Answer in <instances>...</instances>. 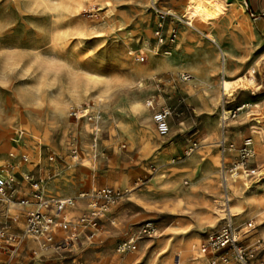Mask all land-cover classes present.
I'll list each match as a JSON object with an SVG mask.
<instances>
[{"label": "rangeland", "instance_id": "374dc122", "mask_svg": "<svg viewBox=\"0 0 264 264\" xmlns=\"http://www.w3.org/2000/svg\"><path fill=\"white\" fill-rule=\"evenodd\" d=\"M171 2L175 0H158L157 5L163 10ZM185 2L172 10L182 19L190 10L184 9ZM191 6L200 17L191 19L193 26L202 30L209 23L213 30L200 33L167 21L178 35L170 54H164L157 49L156 15L149 0H0V141L6 143L0 148V171L5 178L21 181V196H28L33 179L44 185L47 197L74 198L75 204L66 208L79 212H64L72 222L88 209L87 200L78 198L80 193L104 187L121 193L103 217L100 232L89 238L80 227L66 252L27 240L24 208L10 203V215L0 212V224L9 221L8 236L23 241L11 264H203L202 246L224 216L217 145L220 75L205 83L188 68L203 49L216 50L205 35L221 36L215 22L220 11L207 4ZM240 9L243 16L234 12L222 31L224 39L232 31L242 36L250 27V15ZM249 67L226 80L258 94L260 86L243 78L251 68L257 70ZM181 72L194 75L193 80L181 81ZM213 88L218 99L208 107L205 96L211 100ZM247 96L252 98L249 92L228 98V107L250 104ZM160 106L171 113L167 138L158 134L152 120ZM71 109L80 116L70 117ZM261 116L264 112L240 114L229 122L230 133L245 138L249 120L261 121ZM17 129L23 131L17 154L27 156L19 165L8 157L17 147L12 142ZM194 132L198 143L194 152L200 156L192 176L189 169L182 173L176 165L194 153L186 157L183 152ZM214 153L215 176L209 187L197 173L202 160ZM9 163L14 165L11 169ZM243 185L234 196L229 185V196L238 223L252 221L250 228L240 230V239L248 244L246 240L264 229V188ZM145 222L154 223L155 235L139 239L134 251L117 253L116 245ZM59 234L67 237L64 231ZM2 243L9 241L4 238ZM7 256L0 253L1 260ZM226 264L237 263L230 259ZM254 264H264V255L258 254Z\"/></svg>", "mask_w": 264, "mask_h": 264}, {"label": "built area", "instance_id": "2783aa9c", "mask_svg": "<svg viewBox=\"0 0 264 264\" xmlns=\"http://www.w3.org/2000/svg\"><path fill=\"white\" fill-rule=\"evenodd\" d=\"M151 7L156 15V23L154 28V38L157 46L164 54L170 53V47L174 45L177 38L176 28L166 26L167 21L181 22L187 27H192L189 18L182 19L170 10H162L150 1ZM167 27V28H166ZM143 62L144 57L138 58ZM181 81H188L191 75L188 73L180 74ZM242 106L234 109L221 108L219 117V128L221 137L217 142L218 150L221 157L219 166V181L222 191V211L223 222L220 228L209 235L207 243L202 246L201 252L204 258V264H226L230 259H233L237 264H254L259 254L257 245H244L240 239L241 227L250 228L252 222L238 223L235 219V214L231 210L228 182L230 180L240 179L243 175L253 176L256 174V167L253 162L255 151L250 138H245L237 146L232 141L226 140V129L228 121L238 116ZM70 117L78 118L80 116L78 110L71 109ZM171 113L166 106H161L153 112L152 120L156 125L158 134L161 137L169 135V117ZM91 120V117H89ZM23 136V131L17 129L15 131L12 142L16 145L20 142ZM196 139H191L189 144L184 149V156H189L197 148ZM233 153L234 157L230 158L229 154ZM11 159H17L15 164L19 165L22 162H27V156L22 154L17 156L14 151L8 153ZM49 159H53L49 156ZM14 165L8 164L11 169ZM14 176V175H13ZM29 178V175L26 177ZM31 192L28 197L19 198L17 202L23 206H30V209L25 215V224L23 228L24 235L33 238L38 242V247L45 248L52 246L56 249L68 247L73 240L78 237V229L90 232L89 236L93 237L98 228L100 219L109 211L121 197V193L109 187L98 189L91 193H80L78 198L87 199V211L82 214L76 222L66 219L64 209L66 206H72L74 198H52L46 197L43 193V184L39 180L29 179ZM16 192V180L14 177L3 178L0 175V201L9 203L13 201ZM154 223L145 222L140 227L137 233L129 235L124 240L116 245L117 253L134 251L137 247V241L143 237H152L155 233ZM9 225L7 222L0 224V253L5 251L9 257H12L21 240L12 235L7 234ZM59 229L67 232V237L59 241H54L53 230ZM7 238L9 243L4 245L2 240ZM35 253V252H33ZM0 264H9V261H0Z\"/></svg>", "mask_w": 264, "mask_h": 264}, {"label": "crops", "instance_id": "0c3cea01", "mask_svg": "<svg viewBox=\"0 0 264 264\" xmlns=\"http://www.w3.org/2000/svg\"><path fill=\"white\" fill-rule=\"evenodd\" d=\"M149 1H151V0H149ZM157 1L158 0H153V2H155L156 6L159 8V6L157 5ZM180 2H181V0H175V2L170 3L169 6L171 8L167 7V9H163V10H170V11L178 10ZM192 2L196 3V4H207L208 6H212L215 9L218 8V11H220V12L217 16V21L215 20V22H217V26L219 27L220 34L222 36L220 39L223 41L220 42V44L217 41L213 43L214 46L216 47V50L212 49L211 47L203 49V52H201V54L197 57L196 64L194 66H192L191 68H188V70L192 71L194 75L195 74L199 75V79L201 81L208 83V82H210L211 79H213V77L218 75V73L220 75V82H221V80L224 78H233L237 75L242 74L243 72H245L246 70H248L250 68L249 65L257 68V70L254 68L253 69L251 68V73L256 76V80H257L256 83L260 86V89L258 90V94L251 93V91H241L244 93L249 92L251 94L252 98H249V96H247V100L251 101L250 104L243 102V103L236 104L232 107H228V104H229L227 101L228 97H225L226 95L224 93H222L223 91L222 92L220 91L219 104H220V108H225V109L226 108L227 109H234L236 107L243 105V108L239 112L238 116L234 119H237L240 114H244V113L247 115V117H250V116L258 113L259 111L264 112V62H261L262 64H260V66L257 65L258 60L264 61V0H186V2L184 4V9L185 10L190 9L187 13V16H188L187 18H189L191 20L194 17L195 18L194 20L197 21L200 19V17L197 14H195V12H193L194 10L191 6ZM240 8H245L247 14L250 15V17H251L250 27L248 28V26H247L245 34L242 36L238 37L237 32L232 31L231 35H229L228 38L224 39L222 31L225 32L226 23L229 22L231 17H233V15L235 14L234 12H237L239 17L243 16L242 9H240ZM191 23H192V20H191ZM166 26L168 28L170 27L169 25H166ZM185 27H187V26H185ZM193 27L194 26L192 24V27H187V28L193 29ZM223 28H224V30H223ZM212 30L213 29H211L210 24L206 23V25L202 29V32L208 33L209 31H212ZM177 33H178V31H177ZM185 37H187V36H185ZM187 38H189V36ZM182 40L184 41V37ZM182 40L180 39V42ZM172 46L170 47V49L172 48ZM157 49H159L158 46H157ZM222 51L227 54L226 57L224 56ZM232 56H234V58L236 59L235 61L232 60V58H233ZM225 60L227 61V65H224ZM183 73H187V72L178 73V76H180V74H183ZM261 74H262V78L258 77V75H261ZM189 75H191V74H189ZM194 75H191V79L188 81L193 80ZM184 82H187V81H184ZM209 97H211V100H208V96H205V100H206V105L208 107H211V104L215 103L218 99L217 92H216L215 88H213V90L210 91ZM231 120H233V119H230L228 121V127L226 129V140H230L232 142L234 141L236 143H238V142L241 143L243 141V139L250 138L252 141V144H253L254 151H255V156L253 158V162H254V165L256 167V174L253 176H248L247 181L245 179L242 181L236 179V180H238V184H237V189L235 190V192L233 194V196H234L235 193L239 191L241 183L245 184L243 186H248L250 188H252V187L253 188H264V116H261V118H260L261 121L256 120L255 118H251L249 120L248 130H250V131H249L248 135L243 139H240V135L239 136L238 135H232L230 133L231 125L229 124V122ZM250 122H251V124H250ZM218 130L220 131L219 127H218ZM192 135H193V138H191V139H195L194 135H196V132H194ZM167 137H168V135L164 136L162 138H167ZM220 137H221V131L219 132V139H220ZM20 142H21V140H20ZM19 143L16 144L17 145L16 148L11 150V151H14L17 156L24 154L23 152H20L19 154H17L19 152V150H21L18 148ZM170 149H172V148H170ZM24 155H26V154H24ZM199 156H200V153H197V151L194 152L187 159L178 163L176 165L177 169L180 170V172H182V173H184L186 170L189 169L188 174L193 176L197 172V170H196L197 166H198L197 158ZM215 156H216V154L214 153L209 157V159H203L202 160L203 163H202L201 167L199 168V173H197V174L202 173L201 178H203V180L207 181V186H209V187H211V186H210V183H208V181L213 182L214 176H215L214 175V168L216 165L214 164V160H213L215 158ZM229 157L233 158L234 157L233 153H230ZM16 160L17 159H15L14 161L16 162ZM220 162H221V157H220ZM220 162H219V166H220ZM22 163H25V162H22ZM22 163H20V164H22ZM219 166H218V171H219ZM22 169H23V171H25L26 167H24ZM113 177H114V175H113ZM117 180H118V177H117ZM231 181H234V180H231ZM20 182H21L20 180L16 181V192H15V196H14L12 202L5 203L4 201H0V212H4L5 215H7V216L10 215L9 214L10 203H13L15 201V203L19 204L18 202H16V200H18L19 198H25L26 197V196L25 197L21 196ZM195 183H197L196 180H195ZM28 184H29V193H28V196H29V194L31 192V188H30L31 184L30 183H28ZM215 188L216 187L214 186L213 189H215ZM182 191H184V190H182ZM46 192L47 191L45 190V187L43 185V193L47 197ZM184 195H186V194H184ZM202 196L203 195H201V194L199 196L198 200H200V202L203 198ZM84 200H87V199L84 198ZM21 206L24 208V224H25V215H26V212L30 209V206H23V205H21ZM64 212L69 213V214L70 213L76 214L79 211L78 210L73 211L71 208H65ZM108 213H110V211H108L105 215H107ZM233 213L235 214V212H233ZM103 217L99 221V225L95 231V234L97 231L100 232V230H101V225L103 223ZM13 218H14V216H13ZM236 221H237V219H236ZM247 221L252 222L251 220H245L242 222H247ZM4 222H7V221H4ZM7 223L9 224L10 222L8 221ZM84 231L88 234L89 238H92L89 236L90 232L88 230H84ZM60 232H61V230H59V229L53 230L54 241H59V240L64 238V237H59ZM64 233L67 234V232H64ZM155 233H156V230H155ZM155 233H154V235H155ZM95 234H94V236H95ZM31 240L36 244V246H38V242L36 240H34L33 238H31ZM241 241L244 245H248V246H253L256 244L257 247H259V255H264V229H261L255 235H252V237L250 239L246 240V243H248V244H245V242L243 240H241ZM143 246H145V245L143 244ZM71 247H72V243L68 247H66V249L65 248L56 249L54 247L53 248L55 250H63L66 252V250L68 248L70 250ZM12 257L7 256L6 260L0 259V261H7L8 260L9 264H11ZM202 261L204 264V258L203 257H202ZM36 264H41V263H36ZM57 264H58V261H57Z\"/></svg>", "mask_w": 264, "mask_h": 264}, {"label": "bare ground", "instance_id": "6f19581e", "mask_svg": "<svg viewBox=\"0 0 264 264\" xmlns=\"http://www.w3.org/2000/svg\"><path fill=\"white\" fill-rule=\"evenodd\" d=\"M193 29L195 30V31H197V32H200V33H203L202 32V30L198 27V26H194L193 27ZM205 37L206 38H208L212 43H214V42H218L219 44H220V42H222L223 40H221L220 38H221V36H216V35H212V34H207V35H205ZM181 39V38H180ZM222 53L224 54V56L226 57L227 56V54L225 53V52H223L222 51ZM261 62H264V61H262V60H258V62H257V64L260 66V64H262ZM224 65H227V61L225 60L224 61ZM244 77L243 78H246V79H248L249 81H250V84L251 85H253L255 88L256 87H259V85L256 83V78H253L252 77V74H251V72L250 71H247L246 73H244V75H243ZM220 91L222 92V93H224L226 96L225 97H228V98H230V97H232V96H234V95H236V94H238V93H240L241 91H244V89L243 88H235V86H233V85H231V84H229V82H228V80H226V78H224V79H222L221 80V82H220ZM228 100V99H227ZM97 101V100H96ZM104 102V101H103ZM100 106H101V104H100ZM58 107V106H57ZM98 107V106H97ZM97 107H96V109H97ZM104 108V107H103ZM60 110V109H59ZM99 110V109H98ZM61 111V110H60ZM97 117H98V115H96ZM82 128H83V131H85L86 130V126L85 125H83V126H81ZM96 128H93V130H92V132H93V134L95 135L97 132H96V130H95ZM86 132V131H85ZM25 134H26V132H25ZM26 137H29V136H27L26 135ZM98 137V136H97ZM25 142V141H24ZM5 141L2 139L1 141H0V148H2L3 146H5ZM95 145V144H94ZM5 173H3V171L1 170L0 171V175L3 177V178H5V175H4ZM245 178H247L248 179V175H243L240 179H238V180H244ZM238 180H234V181H229L228 182V189H229V185H230V187H231V189H232V191L233 192H235V190L237 189V184H238ZM247 181V180H246ZM56 233V232H55ZM27 239L29 240H31V238L30 237H27ZM21 242H23V241H21ZM24 245V244H23ZM44 252V251H43Z\"/></svg>", "mask_w": 264, "mask_h": 264}]
</instances>
